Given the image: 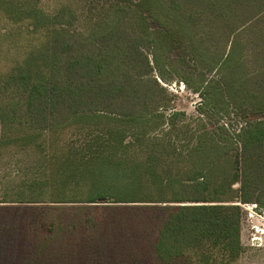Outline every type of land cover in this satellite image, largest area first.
Returning <instances> with one entry per match:
<instances>
[{
    "label": "trees",
    "instance_id": "trees-1",
    "mask_svg": "<svg viewBox=\"0 0 264 264\" xmlns=\"http://www.w3.org/2000/svg\"><path fill=\"white\" fill-rule=\"evenodd\" d=\"M41 1L0 0L10 21L41 38L0 86V124L41 130L0 147L45 152L38 169L47 178L26 177V189L0 203H164L145 205L167 210L156 258L238 260L242 208L223 202L264 207V0H108L84 30L71 5L49 12ZM174 55L194 62L199 85L185 82L206 86V105L241 118L239 133L203 124L175 153V129H164L172 97L158 80ZM53 232L48 225L45 238Z\"/></svg>",
    "mask_w": 264,
    "mask_h": 264
},
{
    "label": "rangeland",
    "instance_id": "rangeland-1",
    "mask_svg": "<svg viewBox=\"0 0 264 264\" xmlns=\"http://www.w3.org/2000/svg\"><path fill=\"white\" fill-rule=\"evenodd\" d=\"M107 3L108 0L41 1L42 7L49 12H55L63 4L71 5L79 15L76 23L79 30L90 27L95 13ZM25 26L23 23H13L0 10V86L11 69L41 42L40 36L30 33ZM174 57L165 79L158 77L157 70L155 74L172 97L167 111V115L172 117L164 129H175L172 140L177 148L175 153H185L192 131L203 124L214 131L239 133L244 124L238 115L218 112L206 105L205 85L201 86L199 92L193 88L199 85L198 79L191 72L196 68L194 62L178 61ZM214 75L215 72L207 73L209 78ZM185 79L193 86L188 85ZM40 130L39 127L0 124V140ZM70 139V134L66 133L58 139V143L63 145L70 142ZM53 150L50 148L45 155H52ZM44 153L39 152L35 146L0 147V201L14 199L22 188L26 189L24 181L31 177L38 180L47 178L38 169L39 164L46 161ZM236 173V167L231 165L229 179L234 188L239 187ZM152 195L156 198L158 194L152 191ZM225 198L229 200L232 197L226 195ZM223 203L240 204L242 208L241 256L230 264H264V207L255 201L253 204L257 207L251 211L240 202ZM51 205L54 204L0 203V264L192 263V259L188 258L191 255L171 263L162 262L155 256L156 234L167 210L164 206L145 205L164 203ZM48 225L52 226L54 232L46 239Z\"/></svg>",
    "mask_w": 264,
    "mask_h": 264
},
{
    "label": "built area",
    "instance_id": "built-area-1",
    "mask_svg": "<svg viewBox=\"0 0 264 264\" xmlns=\"http://www.w3.org/2000/svg\"><path fill=\"white\" fill-rule=\"evenodd\" d=\"M245 204V209L247 210H251V211H254V209L257 207L255 204L253 203H244Z\"/></svg>",
    "mask_w": 264,
    "mask_h": 264
}]
</instances>
